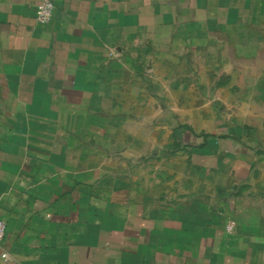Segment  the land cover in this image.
Listing matches in <instances>:
<instances>
[{
  "label": "crops",
  "instance_id": "0c3cea01",
  "mask_svg": "<svg viewBox=\"0 0 264 264\" xmlns=\"http://www.w3.org/2000/svg\"><path fill=\"white\" fill-rule=\"evenodd\" d=\"M41 1L0 0V264H264L262 227L229 230L231 193L173 205L122 170L155 147L128 107L137 44L194 0H52L49 23Z\"/></svg>",
  "mask_w": 264,
  "mask_h": 264
},
{
  "label": "rangeland",
  "instance_id": "374dc122",
  "mask_svg": "<svg viewBox=\"0 0 264 264\" xmlns=\"http://www.w3.org/2000/svg\"><path fill=\"white\" fill-rule=\"evenodd\" d=\"M188 13L189 21L144 31L137 44L145 96L128 107L150 114L155 147L135 163L121 151L130 160L122 170L173 205L215 183L233 196L231 232L264 229V0H194Z\"/></svg>",
  "mask_w": 264,
  "mask_h": 264
},
{
  "label": "built area",
  "instance_id": "2783aa9c",
  "mask_svg": "<svg viewBox=\"0 0 264 264\" xmlns=\"http://www.w3.org/2000/svg\"><path fill=\"white\" fill-rule=\"evenodd\" d=\"M55 13V4L52 0H42L37 7L36 17L40 23H49ZM6 233V223L0 219V245L2 244ZM3 258H7L4 254Z\"/></svg>",
  "mask_w": 264,
  "mask_h": 264
},
{
  "label": "trees",
  "instance_id": "16d2710c",
  "mask_svg": "<svg viewBox=\"0 0 264 264\" xmlns=\"http://www.w3.org/2000/svg\"><path fill=\"white\" fill-rule=\"evenodd\" d=\"M208 143H213L212 145H218L217 140H214L213 142H211V141L209 140ZM206 150H207V149H206Z\"/></svg>",
  "mask_w": 264,
  "mask_h": 264
}]
</instances>
